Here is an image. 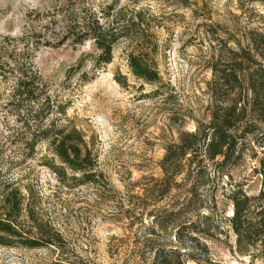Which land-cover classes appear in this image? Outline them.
Returning <instances> with one entry per match:
<instances>
[{
    "label": "rangeland",
    "instance_id": "obj_1",
    "mask_svg": "<svg viewBox=\"0 0 264 264\" xmlns=\"http://www.w3.org/2000/svg\"><path fill=\"white\" fill-rule=\"evenodd\" d=\"M119 11L116 27L127 29V36L115 43L112 61L97 66L94 41L75 42L70 27L81 32L76 22L84 14L107 24ZM260 14L264 0H0V218L8 217L7 198L15 193L21 205L12 215L17 226L32 236L59 231L69 245V260L130 264L126 253L134 233L152 223L147 213L159 210L162 217L171 205L184 204L183 218L211 231L198 235L214 259L264 264V255L236 251V236L223 220L232 213L229 189L242 187L253 195L262 187L263 136L252 134L237 158L210 163L209 170L185 158L180 187L165 196L152 189L161 185L166 146L179 141L181 130L197 131L211 121L216 59H229L236 41L247 44L250 29L261 25ZM131 51L156 65L163 85L132 74ZM28 58L51 96L52 110L42 123L81 132L100 174L98 184H75L69 169L66 181H60L46 165L54 156L47 141L30 148L39 121L27 124L11 103L16 81L11 68ZM116 73L126 77L125 85L115 80ZM221 229H228V237ZM161 231L172 236V227ZM194 243L188 240L183 247L190 252ZM61 260L55 248L0 244V264L69 263Z\"/></svg>",
    "mask_w": 264,
    "mask_h": 264
},
{
    "label": "trees",
    "instance_id": "obj_2",
    "mask_svg": "<svg viewBox=\"0 0 264 264\" xmlns=\"http://www.w3.org/2000/svg\"><path fill=\"white\" fill-rule=\"evenodd\" d=\"M260 15L261 25L250 29L246 37L247 44L242 46L240 41H236L238 48L230 49L232 56L229 59L223 60L222 55L216 59L212 84V91H216V111L213 112L209 124L200 126L197 131L181 130L179 141L166 146L161 161V185H154L152 188L160 196H165L173 188L181 186L178 185L177 178L185 171V158L189 161L197 159L196 166H199V170H209L210 163L223 165L237 158L241 154V147L250 141L252 134L264 137V131L258 132L260 128H264V14ZM121 17L119 11L106 24L101 23V18L97 15L87 17L84 14L76 22V27L81 28V32L77 33L70 27V36L75 42L88 39L94 41L98 50L95 57L97 66L110 63L115 43L120 37L127 36V29L117 30L116 27ZM133 24L136 25L135 21ZM127 60L128 67L136 78L158 86L164 84L158 68L144 54L131 51ZM11 70L16 74L11 100L16 114L22 115L20 118L25 119L27 124L32 120L39 121V129L30 133V148L33 149L38 140L47 141L54 156L46 161V165L56 173L60 181H66L69 169V177L75 184H98L100 174L81 132L76 128L67 130L47 127L42 123L52 110V101L32 59H24L22 62L16 60ZM4 72L3 70L2 73ZM114 77L117 82L126 84L124 75L116 73ZM158 92L160 87L155 90V93ZM55 157L58 164L54 161ZM259 165L262 176L259 193L249 194L242 187L229 189L227 198L231 201L232 213L223 216L224 222H227L228 228L236 236V251L251 257L264 255V154ZM15 195L14 193L11 200L10 196L7 198L10 213L5 216L8 217L0 218V244L55 248L61 252L62 263L66 260L69 261L68 264H83L79 260H69L66 251L69 245L59 231H40L39 236H32L17 226L12 215L19 212L21 205ZM143 209L146 207L142 206L141 210ZM158 211L153 209L147 213L152 217L150 225H144L142 219L139 221V225H144L145 229L134 233L132 248L126 253V262L188 264V260H193L198 264H223L209 255L206 243L200 242L198 233L210 235L211 231H202L200 223L183 218L186 213L184 204L174 207L171 205L162 212V217ZM208 217L209 215L204 217L205 221ZM168 227H172V236L165 237L161 230L167 231ZM220 232L228 237V229H221ZM188 240L196 241L195 249L190 252L183 247ZM65 256L67 259H64Z\"/></svg>",
    "mask_w": 264,
    "mask_h": 264
},
{
    "label": "water",
    "instance_id": "obj_3",
    "mask_svg": "<svg viewBox=\"0 0 264 264\" xmlns=\"http://www.w3.org/2000/svg\"><path fill=\"white\" fill-rule=\"evenodd\" d=\"M235 264H238V262H237V263H235Z\"/></svg>",
    "mask_w": 264,
    "mask_h": 264
}]
</instances>
